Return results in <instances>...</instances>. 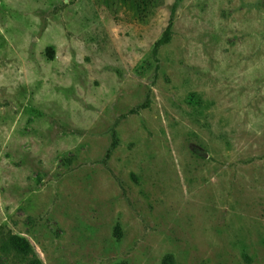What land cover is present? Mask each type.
Segmentation results:
<instances>
[{
	"label": "rangeland",
	"instance_id": "obj_1",
	"mask_svg": "<svg viewBox=\"0 0 264 264\" xmlns=\"http://www.w3.org/2000/svg\"><path fill=\"white\" fill-rule=\"evenodd\" d=\"M11 236L264 264V0H0V264H30Z\"/></svg>",
	"mask_w": 264,
	"mask_h": 264
},
{
	"label": "trees",
	"instance_id": "obj_2",
	"mask_svg": "<svg viewBox=\"0 0 264 264\" xmlns=\"http://www.w3.org/2000/svg\"><path fill=\"white\" fill-rule=\"evenodd\" d=\"M170 32L167 31L163 38L160 39L155 45V51L162 45L167 44L170 41ZM3 253H16L27 258H32L30 264H43L38 258H33L32 247L30 246L28 240L20 236H11L7 241H5L2 246Z\"/></svg>",
	"mask_w": 264,
	"mask_h": 264
}]
</instances>
